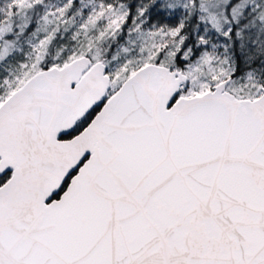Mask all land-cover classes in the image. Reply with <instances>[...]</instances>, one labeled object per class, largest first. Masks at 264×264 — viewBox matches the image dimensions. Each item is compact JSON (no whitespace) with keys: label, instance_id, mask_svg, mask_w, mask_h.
Returning a JSON list of instances; mask_svg holds the SVG:
<instances>
[{"label":"snow or ice","instance_id":"obj_1","mask_svg":"<svg viewBox=\"0 0 264 264\" xmlns=\"http://www.w3.org/2000/svg\"><path fill=\"white\" fill-rule=\"evenodd\" d=\"M0 264H264V0H0Z\"/></svg>","mask_w":264,"mask_h":264}]
</instances>
